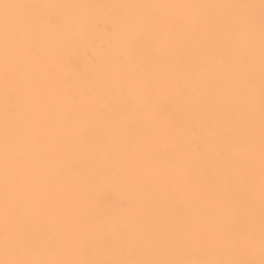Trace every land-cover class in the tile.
I'll return each instance as SVG.
<instances>
[{
	"label": "snow or ice",
	"instance_id": "1",
	"mask_svg": "<svg viewBox=\"0 0 264 264\" xmlns=\"http://www.w3.org/2000/svg\"><path fill=\"white\" fill-rule=\"evenodd\" d=\"M0 264H264V0H0Z\"/></svg>",
	"mask_w": 264,
	"mask_h": 264
},
{
	"label": "bare ground",
	"instance_id": "2",
	"mask_svg": "<svg viewBox=\"0 0 264 264\" xmlns=\"http://www.w3.org/2000/svg\"><path fill=\"white\" fill-rule=\"evenodd\" d=\"M40 2H55V0H40ZM59 2H87V3H95V4H109V3H125L132 2V0H59ZM173 2H179V0H173ZM258 2V0H257ZM122 198V193L119 189H112L111 191V200L118 201Z\"/></svg>",
	"mask_w": 264,
	"mask_h": 264
}]
</instances>
